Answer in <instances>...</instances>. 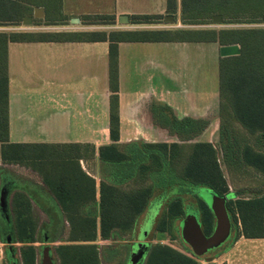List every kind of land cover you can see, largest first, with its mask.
Returning <instances> with one entry per match:
<instances>
[{
	"label": "trees",
	"instance_id": "obj_1",
	"mask_svg": "<svg viewBox=\"0 0 264 264\" xmlns=\"http://www.w3.org/2000/svg\"><path fill=\"white\" fill-rule=\"evenodd\" d=\"M34 7H43L45 23H65L60 0H0V26L18 25L32 16ZM167 12H177L178 0H166ZM180 16L185 24H202L221 15L222 23L257 22L264 15V0H180ZM162 15H132L133 23L157 22ZM83 23L108 19L112 15H87ZM26 41H107L109 86V136L111 142L97 150L90 143H15L9 141L8 44ZM187 41L238 44L240 54L218 59V119L222 157L231 176L240 171L257 174L264 181V28H224L203 30H111L106 31H0V162L18 163L33 170L52 194L67 221L66 243L54 247L59 264H126L118 249L99 247L98 239L116 240L129 236L136 219L147 207L155 190L154 177L169 167L172 174L193 185H202L224 196L227 180L219 166L218 149L211 142L119 141V42ZM164 110L168 106L160 104ZM155 107L154 122L170 134L183 136L204 119L177 118ZM171 113V111L169 112ZM167 115V116H166ZM179 128L177 129V127ZM191 134H198L197 131ZM195 136V135H193ZM96 152L100 170H116L114 181L95 179L82 168L81 161L94 163ZM88 169V168H87ZM233 181V178H232ZM98 192V197L96 196ZM202 230L211 235L215 217L205 200L197 197ZM238 236L264 237V194L237 197ZM15 239L21 244L22 264H36L37 220L29 196L20 190L11 199ZM179 197L172 199L158 220L156 229L175 236L174 221L185 216ZM176 233V232H175ZM126 247H129L126 245ZM130 255V254H129ZM145 264H198L168 244L153 243Z\"/></svg>",
	"mask_w": 264,
	"mask_h": 264
},
{
	"label": "crops",
	"instance_id": "obj_2",
	"mask_svg": "<svg viewBox=\"0 0 264 264\" xmlns=\"http://www.w3.org/2000/svg\"><path fill=\"white\" fill-rule=\"evenodd\" d=\"M157 3L155 9H146L142 0H122L125 8L115 9L110 14L96 13L94 10L84 13L75 11L78 14L68 15L67 8L75 6L76 0H60V13L65 16V23L66 20L84 22L83 18L87 15H112L115 22H119L120 18L125 20L121 14H125L129 21L132 15H167L166 0H158ZM204 43L218 46L215 42L187 41L118 43L120 142L169 141L168 138L174 135L154 122L153 111L160 104L168 106L169 112L177 118H210V101L204 91L197 94L200 92L190 90L185 80L189 66L195 71L200 70ZM139 44H147L146 54L133 56V45ZM108 49L107 41L10 42L9 141L90 143L96 150L100 145L110 143ZM159 51L165 53L159 55ZM141 75L146 76L147 83L141 88L128 89L127 85L134 78L132 76ZM81 164L84 171L95 179L97 189L95 174H99L100 168L97 152L93 169H87L83 161ZM39 184L37 193L34 188H29L33 199L39 206H45L46 214L52 209L53 219L64 218L41 178ZM233 236L234 233L230 232L226 236L229 239L218 246V252L212 255L213 263L264 264V237L247 238L240 235L233 241ZM170 247L198 264H206L203 257H194ZM150 248L151 244L138 264H145Z\"/></svg>",
	"mask_w": 264,
	"mask_h": 264
},
{
	"label": "rangeland",
	"instance_id": "obj_3",
	"mask_svg": "<svg viewBox=\"0 0 264 264\" xmlns=\"http://www.w3.org/2000/svg\"><path fill=\"white\" fill-rule=\"evenodd\" d=\"M158 0H142L143 6L146 9L153 7L155 9L158 5ZM125 6L122 4V0H76L75 6L68 7V15H76L79 13H84L87 11H97L96 13L101 14H110L115 9H123ZM82 11V12H81ZM173 16V20L166 21L164 16L159 18L157 22L151 23H133L131 20L125 23L115 22L114 24H109L108 19L97 20L93 23H78L66 20V23H45V13L43 18H33L31 25H23L22 21L18 25H5L0 26V31L11 32V31H28V32H55V31H106L111 30H203V29H214L219 31L224 28H264V21L260 19L257 22L245 23H215L212 20L202 24H185L183 23L180 12H167ZM33 15V14H31ZM125 14H121L123 16ZM76 19V18H74ZM133 56L145 55L147 44L133 45ZM191 46V45H190ZM204 56L203 64L200 67V70H194L190 66L186 71L185 80L187 82L188 88L192 91H204V95L210 101V118L204 119L208 124H199L195 123L191 126V132L197 131L198 134H187L182 132V137L175 134L168 138L167 143L180 142L183 138L188 139V141H204L211 142L218 149V163L224 174V177L227 180L228 192L225 193V198L227 204H230L234 209V202L237 197L249 196V195H260L264 194V181L262 177H259L257 174L254 176H246L241 174L240 171H234V175L231 176L225 165V161L222 157V152L220 150L219 142V119H218V106H217V94H218V58L219 45L214 43H204ZM208 50V54H207ZM165 53V51H159L158 54ZM190 61V56H189ZM188 66V63H187ZM129 76L128 79H130ZM134 77V78H133ZM132 81L127 85L128 89H137L141 88L147 83V78L144 75L141 76H132ZM157 110H160V113L171 114L169 110H164L163 107L157 106ZM166 115V116H167ZM195 118V117H194ZM199 119V118H195ZM164 128V127H163ZM179 126L177 127V129ZM195 135V136H193ZM147 140V139H146ZM150 140V139H149ZM142 140H138V143H141ZM150 142V141H145ZM126 144L132 142H123ZM87 168L93 169V163L88 162ZM108 171H101L99 168V174H95L99 182L100 178H105L107 180L114 181L117 173L114 168H110ZM233 178V181H232ZM39 176L30 168L23 166L18 163H4L0 162V196L5 200L6 206L4 209L0 207V264H22L20 256V246L15 239V232L13 228V214L11 209V199L13 193L17 190L25 192L32 203V212L37 220V227L35 231V242L33 245L36 248V264H43L42 254L45 249H48V255L52 264H59L54 247L66 243L68 237V223L64 218L58 220L53 219L52 209L48 211V214L45 213V206H39L36 203V200L33 199L32 194L30 193L29 188H34L35 193H37V186L39 184ZM155 190L153 195L150 197L147 207L136 219L132 233L129 236L116 239V240H101L96 241L99 250L102 246L111 245L118 249L120 259H128L129 254L131 253L132 246L141 241L148 244L161 243L168 244L170 246L176 247L183 250L184 252L190 253L194 257L196 256L192 251L188 243L182 240L180 237L179 223L180 219L174 221V234L173 239L169 234L159 232L156 229L158 220L164 214L168 203L179 197L182 200V203L186 211L191 212L196 219H198L196 212V198L199 190L201 188L208 189V187L202 185H193L186 181L176 178L168 166L161 172L155 175ZM50 209V208H49ZM227 215L230 221V229L228 234L231 232L234 233L232 237L233 241L238 239L239 234V223L238 215L234 216L233 212L227 207ZM182 222V221H181ZM201 227V226H200ZM147 231L145 238L141 239V235L144 231ZM228 236V235H227ZM224 237L219 243L212 245L207 249L206 253L209 255H216L219 249H215L222 242L228 240ZM234 243V242H232ZM231 243V244H232ZM128 245L129 247H126ZM216 258V257H215ZM217 260V259H216ZM128 262V260H127ZM127 264V263H126Z\"/></svg>",
	"mask_w": 264,
	"mask_h": 264
},
{
	"label": "water",
	"instance_id": "obj_4",
	"mask_svg": "<svg viewBox=\"0 0 264 264\" xmlns=\"http://www.w3.org/2000/svg\"><path fill=\"white\" fill-rule=\"evenodd\" d=\"M44 10L42 7H34L32 16H25L22 20L23 25H31L33 18H43ZM123 18L119 19V22L125 23L128 22V18L126 15H123ZM166 21L173 20V16L167 14L165 15ZM264 21V15L261 18ZM76 20L75 22H78ZM212 21L215 23H220L222 21L221 15H213ZM220 57H229L236 56L240 54V46L238 44H228V45H220L218 48ZM203 199L206 204L212 211L215 216L216 224L211 236H205L201 230V227L195 218V216L189 212L183 218L180 224V236L186 243L189 244L191 251L196 255L203 257V260L206 264H215L213 263V256L208 255L204 256L207 249H209L212 245L219 243L228 235V231L230 229V221L227 215L226 209V198L225 196H221L210 189H206L202 193ZM5 200L2 196H0V207L4 209L6 206ZM147 231L145 230L141 235V239L145 238ZM149 244L144 242H137L132 246V251L129 255L128 264H138L139 261L143 258V255L147 251ZM43 264H52L49 255L48 249H45L43 254ZM14 264V263H13Z\"/></svg>",
	"mask_w": 264,
	"mask_h": 264
},
{
	"label": "flooded vegetation",
	"instance_id": "obj_5",
	"mask_svg": "<svg viewBox=\"0 0 264 264\" xmlns=\"http://www.w3.org/2000/svg\"><path fill=\"white\" fill-rule=\"evenodd\" d=\"M205 191V189H203V188H201L200 190H199V193L197 194L198 196L197 197H201V198H203V196H202V193ZM196 200H197V198H196ZM196 205H197V201H196ZM226 209H227V202H226ZM228 210V209H227ZM196 212H197V216H198V219H197V221H198V223H199V225L201 226V230H202V224H201V215H200V211H199V209H198V207L196 206ZM187 213H189L188 211H186V214ZM185 214V215H186ZM185 217V216H184ZM183 217V218H184ZM215 217V216H214ZM183 218H181L180 219V223H179V230H180V224H181V221L183 220ZM215 224H216V219H215ZM214 228H215V226H214ZM202 232L204 233V231L202 230ZM230 232H231V230H230ZM213 233V232H212ZM204 235L205 236H211V235H206L205 233H204ZM181 237V236H180ZM183 240V239H182ZM223 243V242H222ZM221 243V244H222ZM220 244V245H221ZM218 248V246L216 247V248H214L213 249V251L215 250V249H217ZM131 250H132V248H131ZM210 253V252H209ZM209 253H205L204 254V256H208L209 255Z\"/></svg>",
	"mask_w": 264,
	"mask_h": 264
}]
</instances>
